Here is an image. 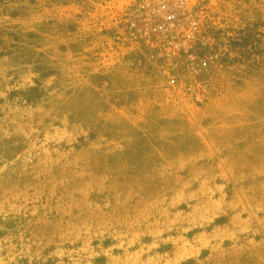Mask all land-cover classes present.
I'll use <instances>...</instances> for the list:
<instances>
[{
  "label": "rangeland",
  "instance_id": "rangeland-1",
  "mask_svg": "<svg viewBox=\"0 0 264 264\" xmlns=\"http://www.w3.org/2000/svg\"><path fill=\"white\" fill-rule=\"evenodd\" d=\"M0 264H264V0H0Z\"/></svg>",
  "mask_w": 264,
  "mask_h": 264
}]
</instances>
